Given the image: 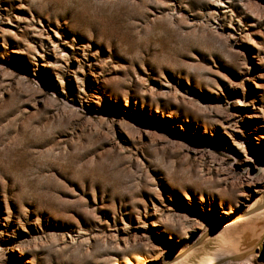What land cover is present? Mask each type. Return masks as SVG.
Instances as JSON below:
<instances>
[{
    "label": "rangeland",
    "instance_id": "rangeland-1",
    "mask_svg": "<svg viewBox=\"0 0 264 264\" xmlns=\"http://www.w3.org/2000/svg\"><path fill=\"white\" fill-rule=\"evenodd\" d=\"M263 191L264 0H0V264H264Z\"/></svg>",
    "mask_w": 264,
    "mask_h": 264
},
{
    "label": "bare ground",
    "instance_id": "bare-ground-1",
    "mask_svg": "<svg viewBox=\"0 0 264 264\" xmlns=\"http://www.w3.org/2000/svg\"><path fill=\"white\" fill-rule=\"evenodd\" d=\"M220 206L222 207V205ZM225 211H235V207L228 206L227 209H225ZM221 225L225 229L224 231H227V233H229L234 229L244 228L242 235L239 237L238 242L236 243L238 249H245V247L242 248V246H244L245 243H248L250 241H254L257 243L260 239L261 234L264 233V191L260 193L256 201L250 204L243 211V213H235L234 215L227 217L226 220L221 221ZM224 235L220 237V241L221 239H224ZM201 237L202 235H199L198 238L200 239ZM192 243L193 242H191V244ZM194 247H192L189 251H186L184 253L180 251L178 255L174 256L175 261H173L171 264L184 263L190 257V254H192L195 251L193 250ZM217 253L218 252H214L210 256L206 257L203 260V264L219 263L221 257H219Z\"/></svg>",
    "mask_w": 264,
    "mask_h": 264
},
{
    "label": "water",
    "instance_id": "water-1",
    "mask_svg": "<svg viewBox=\"0 0 264 264\" xmlns=\"http://www.w3.org/2000/svg\"><path fill=\"white\" fill-rule=\"evenodd\" d=\"M221 229H223V227H222V225L220 224V225H218V226H216V227L211 228V229L208 231V234H212V233L217 232V231H219V230H221ZM173 261H175V258L169 260V261L167 262V264H171Z\"/></svg>",
    "mask_w": 264,
    "mask_h": 264
}]
</instances>
